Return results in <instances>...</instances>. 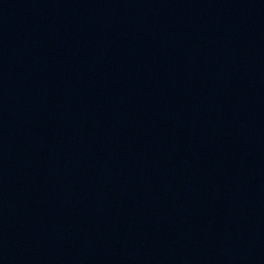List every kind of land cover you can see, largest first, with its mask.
<instances>
[{"label": "water", "instance_id": "1", "mask_svg": "<svg viewBox=\"0 0 264 264\" xmlns=\"http://www.w3.org/2000/svg\"><path fill=\"white\" fill-rule=\"evenodd\" d=\"M264 127V0H0V218Z\"/></svg>", "mask_w": 264, "mask_h": 264}]
</instances>
